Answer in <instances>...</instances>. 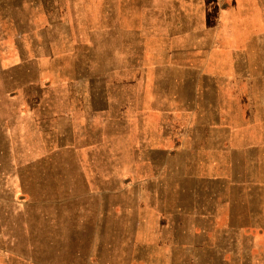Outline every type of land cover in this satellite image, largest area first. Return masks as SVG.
<instances>
[{
	"label": "rangeland",
	"instance_id": "rangeland-1",
	"mask_svg": "<svg viewBox=\"0 0 264 264\" xmlns=\"http://www.w3.org/2000/svg\"><path fill=\"white\" fill-rule=\"evenodd\" d=\"M105 4L113 31L51 34L65 76H1L0 264H264V0L33 2L82 19ZM79 40L98 76H74ZM175 94L193 110L177 130L160 112Z\"/></svg>",
	"mask_w": 264,
	"mask_h": 264
},
{
	"label": "crops",
	"instance_id": "crops-1",
	"mask_svg": "<svg viewBox=\"0 0 264 264\" xmlns=\"http://www.w3.org/2000/svg\"><path fill=\"white\" fill-rule=\"evenodd\" d=\"M2 1L5 2V5H2ZM103 1L107 2L108 0ZM33 2L34 0H0V79L1 76H19V73L26 72H29L30 74L33 71L35 65H39L40 70L44 72L45 75H47L54 69H50V65H56L57 63L58 67L59 64L61 66V69H59V71H61V75L65 76L66 71L63 64L65 55L52 54L51 56L49 53L46 54L42 52L44 48L48 49L52 46L50 40L51 34L62 31L61 27H69L70 31V29L76 25L77 30H87L91 33L98 31L108 32L114 30V11L106 4L103 9L96 10L94 13L91 12L90 16L87 12L85 16H82V19L80 13L69 9H67L66 11H61V9L63 8L59 7L58 5H54L56 7L55 9H51L47 5L45 9L42 8L35 11ZM2 6H6L8 10L4 11L2 9ZM87 17H89L88 20L86 19ZM5 33H8V36H6ZM79 42L80 43L77 45V47L81 46L85 48L86 51L82 52L81 54H77V56L74 57L75 63L72 68L74 76H98L95 74V66L99 60L94 46L95 43H91L90 46H83V42H81V40H79ZM102 47L106 49L105 54L112 55L109 42H104ZM142 47L144 46L141 45V48ZM36 50H40L39 52H42V58H35ZM95 53L97 54V56ZM49 58L54 60L50 63ZM101 63H106L105 76H112V74L113 76H118L119 74L121 76H124V73L128 72L129 70L128 65L126 70V67L124 66L118 69L115 67L113 68L112 65H108L107 62L101 61ZM46 64H49L48 68H45ZM41 66L43 67L41 68ZM159 66L164 69H168L170 72L172 70L176 72L178 71V64L174 58H171L168 62H165L164 64H161ZM205 74L210 76L211 73L207 72ZM211 75L214 76V74ZM239 79H241L242 81V77ZM174 81L179 82L177 76H175ZM185 84L188 85L187 80L185 81ZM91 91L93 93V90ZM91 97L92 95H90L89 98ZM174 97L175 104L171 103V105L168 107L160 108V112L163 114L169 113V115L173 119V123L171 122L170 127H174V129L177 130V127H179L177 125L178 118L181 119L182 117H189V115L191 117V115L193 114V110L188 107L187 104L179 106L176 101L177 94H175L173 98ZM238 98L239 101L242 102L241 91ZM10 101H12L15 105V114L13 111L14 116L10 118V124L12 125L13 122V125L16 129L17 121L19 118L16 107L17 98L15 97L13 100L10 99ZM92 102V99H89L88 106H86L85 108L81 106L83 109V112L81 113L83 127L87 122H91V120L94 118L96 119L97 111L95 107H92ZM215 112L216 122L214 124H217L221 126V128L225 129L231 128L227 123V113L225 109L219 108V106H217ZM25 117L28 118V115H26ZM2 122L3 120L0 117V138L3 135L1 125ZM8 142L9 141H5L4 145L9 146ZM2 152L3 149L1 148L0 153Z\"/></svg>",
	"mask_w": 264,
	"mask_h": 264
}]
</instances>
